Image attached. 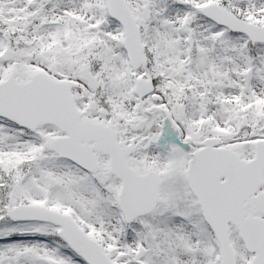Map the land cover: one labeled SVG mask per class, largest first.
<instances>
[{"label":"snow or ice","instance_id":"6c2138e0","mask_svg":"<svg viewBox=\"0 0 264 264\" xmlns=\"http://www.w3.org/2000/svg\"><path fill=\"white\" fill-rule=\"evenodd\" d=\"M0 264H264V0H0Z\"/></svg>","mask_w":264,"mask_h":264}]
</instances>
